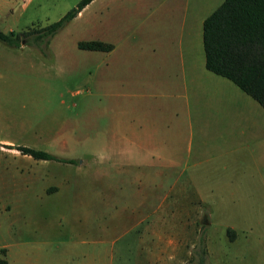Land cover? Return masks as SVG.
<instances>
[{"label":"rangeland","instance_id":"rangeland-1","mask_svg":"<svg viewBox=\"0 0 264 264\" xmlns=\"http://www.w3.org/2000/svg\"><path fill=\"white\" fill-rule=\"evenodd\" d=\"M79 1L1 0L0 30L46 26ZM98 8L92 2L48 45L23 42L0 59V259L193 264L204 237L208 264H264L263 183L203 203L186 172L159 175L109 150L111 107L125 105L127 59L141 51L149 59L150 40L127 44L124 15ZM104 36L116 39L111 55L78 47ZM17 146L77 161L36 160Z\"/></svg>","mask_w":264,"mask_h":264},{"label":"crops","instance_id":"crops-1","mask_svg":"<svg viewBox=\"0 0 264 264\" xmlns=\"http://www.w3.org/2000/svg\"><path fill=\"white\" fill-rule=\"evenodd\" d=\"M223 1H92L107 16L124 15L127 44L150 40L149 59L144 51L127 59L125 105L111 107L109 150L159 175L186 172L203 203L248 182L264 184V107L206 67L204 20ZM91 40L114 45L100 52L117 48L109 36ZM21 47L0 41V59Z\"/></svg>","mask_w":264,"mask_h":264},{"label":"trees","instance_id":"trees-1","mask_svg":"<svg viewBox=\"0 0 264 264\" xmlns=\"http://www.w3.org/2000/svg\"><path fill=\"white\" fill-rule=\"evenodd\" d=\"M93 0H80L60 19L46 26L35 27L16 34L0 30V41L7 45L25 42L36 47L47 45ZM24 37V38H23ZM203 41L206 67L216 74L232 80L264 107V0H224L205 20ZM78 47L91 51H110L114 45L101 40H80ZM17 149L37 160L75 164L77 159L29 146ZM231 239L235 233L228 228ZM199 256L193 264H208L204 237L198 242ZM0 264H7L0 259Z\"/></svg>","mask_w":264,"mask_h":264},{"label":"water","instance_id":"water-1","mask_svg":"<svg viewBox=\"0 0 264 264\" xmlns=\"http://www.w3.org/2000/svg\"><path fill=\"white\" fill-rule=\"evenodd\" d=\"M202 223H203V224H207V220H203Z\"/></svg>","mask_w":264,"mask_h":264}]
</instances>
